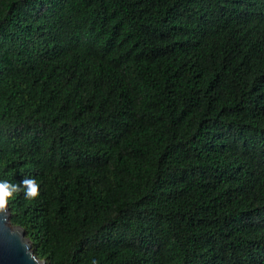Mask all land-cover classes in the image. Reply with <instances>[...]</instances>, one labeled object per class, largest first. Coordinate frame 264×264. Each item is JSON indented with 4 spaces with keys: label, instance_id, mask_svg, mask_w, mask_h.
Listing matches in <instances>:
<instances>
[{
    "label": "trees",
    "instance_id": "16d2710c",
    "mask_svg": "<svg viewBox=\"0 0 264 264\" xmlns=\"http://www.w3.org/2000/svg\"><path fill=\"white\" fill-rule=\"evenodd\" d=\"M45 264H264V0H0V178Z\"/></svg>",
    "mask_w": 264,
    "mask_h": 264
},
{
    "label": "water",
    "instance_id": "95a60500",
    "mask_svg": "<svg viewBox=\"0 0 264 264\" xmlns=\"http://www.w3.org/2000/svg\"><path fill=\"white\" fill-rule=\"evenodd\" d=\"M9 207L0 213V264H44L31 248L26 231L9 222ZM33 255L37 258L35 261Z\"/></svg>",
    "mask_w": 264,
    "mask_h": 264
},
{
    "label": "clouds",
    "instance_id": "9594fccd",
    "mask_svg": "<svg viewBox=\"0 0 264 264\" xmlns=\"http://www.w3.org/2000/svg\"><path fill=\"white\" fill-rule=\"evenodd\" d=\"M23 193L26 200L35 199L40 192V185L34 177H27L19 183H14L8 178H0V213L7 210L9 202L16 198L18 193ZM34 261L37 259L33 255ZM91 264H100V261L93 257Z\"/></svg>",
    "mask_w": 264,
    "mask_h": 264
},
{
    "label": "rangeland",
    "instance_id": "374dc122",
    "mask_svg": "<svg viewBox=\"0 0 264 264\" xmlns=\"http://www.w3.org/2000/svg\"><path fill=\"white\" fill-rule=\"evenodd\" d=\"M29 243L31 244V248H32V243H31V240L29 239ZM45 264V263H44Z\"/></svg>",
    "mask_w": 264,
    "mask_h": 264
}]
</instances>
